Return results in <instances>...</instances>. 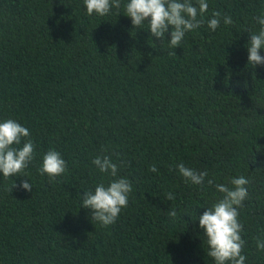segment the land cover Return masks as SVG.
Segmentation results:
<instances>
[{"label":"trees","instance_id":"1","mask_svg":"<svg viewBox=\"0 0 264 264\" xmlns=\"http://www.w3.org/2000/svg\"><path fill=\"white\" fill-rule=\"evenodd\" d=\"M126 2L90 17L84 0H0V122L17 121L34 143L24 176L0 173V264H215L198 217L222 198L216 184L240 176L241 254L264 264V65H248L246 47L264 0H207L204 24L176 49L171 28L163 44L147 23L134 29ZM49 150L67 164L55 182L38 171ZM180 163L206 171L204 185L185 182ZM121 177L128 205L102 227L80 196ZM24 180L31 192L13 188Z\"/></svg>","mask_w":264,"mask_h":264},{"label":"clouds","instance_id":"2","mask_svg":"<svg viewBox=\"0 0 264 264\" xmlns=\"http://www.w3.org/2000/svg\"><path fill=\"white\" fill-rule=\"evenodd\" d=\"M194 6L192 0H127L123 4L125 16L131 19L134 29H143L147 23L151 37L158 38L161 44L166 40L171 28V39L167 40L168 48H177L183 42L185 34L194 31L204 24V14L208 11L207 0H197ZM87 15L98 16L108 15L113 8L120 10L122 0H84ZM201 17V18H198ZM221 13L213 11L212 18L207 21V26L213 32L220 26ZM260 25L257 33H250V41L246 45L248 51V65L254 68L264 65V56L260 54L264 49V14L255 18ZM225 25H230L233 20L230 16H224ZM152 40V39H151ZM169 52V55H172ZM30 131L26 127L13 119H6L0 122V173L3 177L9 178L14 175L24 173V170L34 159V143L30 139ZM22 147H13L20 145ZM92 164L105 174L116 177L118 165L114 163L110 156H97L92 160ZM66 161L61 154L55 150H49L43 157L42 166L38 169L40 175H47L50 182H55L56 178L66 171ZM177 169L185 182L194 185H204L208 173L206 171L197 172L186 167L183 163L178 164ZM150 170L157 172L156 165H152ZM213 180L209 179L207 184L212 186ZM232 187L226 184H216L217 191L222 195L212 207H209L203 215L199 216V226L204 230L208 245L207 256L214 259L215 264H245L246 256L242 255L245 241L241 237L242 225L238 220V208L246 199L248 192L245 185L248 181L243 177H234L229 182ZM20 187L28 192L32 191L33 185L28 180H24L20 185L16 182L13 188ZM132 191V184L129 179L121 177L113 179L107 186L101 183L94 190L84 191L81 197L82 208L91 212V221L99 223L102 227L114 224L122 210L128 205V195ZM169 201L175 199L174 194L168 193L166 197ZM168 215L175 218L177 211L175 208L168 212ZM257 248L264 251V240L257 239Z\"/></svg>","mask_w":264,"mask_h":264}]
</instances>
